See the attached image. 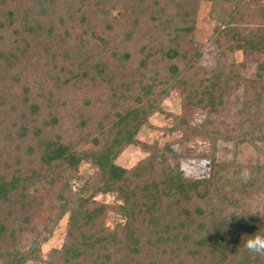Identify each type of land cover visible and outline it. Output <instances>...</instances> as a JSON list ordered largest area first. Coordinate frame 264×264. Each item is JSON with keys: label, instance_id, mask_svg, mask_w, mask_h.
Returning a JSON list of instances; mask_svg holds the SVG:
<instances>
[{"label": "trees", "instance_id": "trees-1", "mask_svg": "<svg viewBox=\"0 0 264 264\" xmlns=\"http://www.w3.org/2000/svg\"><path fill=\"white\" fill-rule=\"evenodd\" d=\"M205 1L235 5L213 41L221 57L258 55L254 79L221 61L189 74ZM171 92L178 142L212 148L200 177L182 172L175 142L138 139ZM227 101L233 134L211 120ZM195 110L208 115L198 129ZM219 142L234 145L232 161L219 160ZM129 147L148 154L130 170L116 162ZM245 148L256 159L240 161ZM261 194L264 2L0 0V264H264L245 247L264 235L252 209ZM66 216L64 243L44 261L38 239Z\"/></svg>", "mask_w": 264, "mask_h": 264}, {"label": "rangeland", "instance_id": "rangeland-1", "mask_svg": "<svg viewBox=\"0 0 264 264\" xmlns=\"http://www.w3.org/2000/svg\"><path fill=\"white\" fill-rule=\"evenodd\" d=\"M248 3H263L264 0H247ZM235 5L232 2H203L199 7L197 18V29L195 34V42L201 58L194 63L195 70L189 74L197 73L200 69L211 71L219 66L220 61L228 66L244 65L240 68L241 76L244 79H254L257 72L258 55L244 54L241 51L227 53L221 57V50L217 49L214 44V31L220 25V21L228 20L234 12ZM188 73V72H186ZM242 90L238 93L241 95ZM163 113L154 114L149 123L139 132L138 139L149 145L158 144L164 147L166 143L175 142L173 149L181 156L182 172L188 176L200 177L207 172L208 157L212 148L208 141L195 137L184 142H178L182 139V132H173L172 128L177 123L176 117L182 113L180 97L177 93L171 92L162 103ZM226 110L220 112L217 117H212L213 124H219L221 129L228 130L230 133H236L239 130L237 107L231 102L225 103ZM208 119L207 112L202 110L193 111V119L191 125L198 129ZM178 142V143H177ZM234 145L227 142H219L217 145V157L221 161H232L234 158ZM148 154L141 151L138 147H129L117 158V164L125 169L134 168L139 162L146 159ZM256 159V153L250 148L242 150L239 160L247 162ZM82 173L91 175L94 170L89 166H84ZM107 203H111V198H100ZM252 209L256 212H264V194L255 195L252 199ZM67 216L58 222L57 225L50 227L44 232L43 236L38 239L41 248V257L44 261L48 260L49 255L55 249H60L64 243L66 236ZM33 237L28 236L24 239L23 244L29 246ZM35 246V245H34ZM28 264H46V263H28Z\"/></svg>", "mask_w": 264, "mask_h": 264}, {"label": "clouds", "instance_id": "clouds-1", "mask_svg": "<svg viewBox=\"0 0 264 264\" xmlns=\"http://www.w3.org/2000/svg\"><path fill=\"white\" fill-rule=\"evenodd\" d=\"M245 247L251 253L264 255V235H252L251 238L245 242Z\"/></svg>", "mask_w": 264, "mask_h": 264}]
</instances>
